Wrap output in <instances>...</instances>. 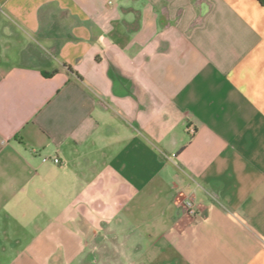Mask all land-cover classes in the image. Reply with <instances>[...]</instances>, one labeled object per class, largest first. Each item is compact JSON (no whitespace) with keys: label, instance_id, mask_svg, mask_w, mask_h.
I'll return each instance as SVG.
<instances>
[{"label":"crops","instance_id":"obj_1","mask_svg":"<svg viewBox=\"0 0 264 264\" xmlns=\"http://www.w3.org/2000/svg\"><path fill=\"white\" fill-rule=\"evenodd\" d=\"M0 264H264V0H0Z\"/></svg>","mask_w":264,"mask_h":264},{"label":"built area","instance_id":"obj_2","mask_svg":"<svg viewBox=\"0 0 264 264\" xmlns=\"http://www.w3.org/2000/svg\"><path fill=\"white\" fill-rule=\"evenodd\" d=\"M41 159H42L43 162H47V161H52L53 163H58L59 162V159H58L57 156H52V157L43 156ZM183 205H184L186 211L189 214H194L195 213V209L193 207V203H192V201L190 199L184 200Z\"/></svg>","mask_w":264,"mask_h":264}]
</instances>
